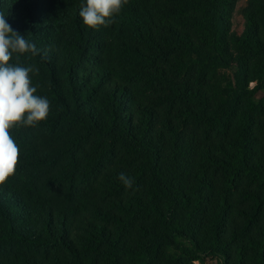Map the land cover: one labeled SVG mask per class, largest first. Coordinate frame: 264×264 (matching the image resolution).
<instances>
[{
    "label": "trees",
    "instance_id": "16d2710c",
    "mask_svg": "<svg viewBox=\"0 0 264 264\" xmlns=\"http://www.w3.org/2000/svg\"><path fill=\"white\" fill-rule=\"evenodd\" d=\"M84 2L0 0L7 23L40 50L18 55L38 69L43 90L35 94L50 101L47 118L36 124L52 138L46 162L57 167L69 157L78 171L57 177L59 185L72 183L65 204L33 189L30 174L24 185L0 186V242L61 252L53 254L59 264H90L82 247L102 244L127 264H194L207 257L264 264V150L257 148L258 120L243 109L264 91V0H254L241 35L231 33L236 0H128L112 24L98 29L79 16ZM170 63L192 72L209 92L172 82L164 70ZM222 71L232 75L221 77ZM136 82L167 85L165 101L182 105L185 120L205 137L180 142L173 126L161 128L155 108L131 88ZM210 133L217 142L206 139ZM117 152L133 157L135 183L112 206L108 199L128 189L119 168L108 171L104 187H92ZM244 180L254 186L240 187ZM84 212L90 218L81 246L71 227ZM108 225L135 233L134 240L112 242Z\"/></svg>",
    "mask_w": 264,
    "mask_h": 264
},
{
    "label": "rangeland",
    "instance_id": "374dc122",
    "mask_svg": "<svg viewBox=\"0 0 264 264\" xmlns=\"http://www.w3.org/2000/svg\"><path fill=\"white\" fill-rule=\"evenodd\" d=\"M253 2L254 0H236L235 8L231 12L230 17L231 33L241 35L244 32L246 14L254 6ZM10 63H16L24 67L31 66L18 54L13 55ZM164 70L172 82L176 81L180 85H192L193 87H199L202 91L209 92L208 85H201L199 82L197 83V80L192 72L179 69V66L175 63H170L168 66H164ZM220 74L221 77H227L232 75V72L222 71ZM30 76L33 86H36L37 92L40 93L43 88L39 81L38 74L32 73ZM130 86L135 91L137 90L138 94L141 93L140 97L145 103H149L155 108L158 116V124L160 127L163 125L161 128H165V126H173L176 133L175 139L182 142L184 137H189V139L192 140V142L189 143L193 144L195 141L205 137V133L202 129L196 127L191 120H185L186 117L183 113L184 109L182 105H173L168 101H165L168 96V89H166L168 88L167 85H156L150 88V86L145 82H136L130 84ZM249 87L250 89H253L255 87V83H250ZM243 109L252 114L255 119L258 120L256 121L257 124L255 127V137L258 142L257 148L264 150V91L258 92L252 102H245ZM9 133L19 147L20 155L16 171L8 178L7 181L16 183L17 185H24L28 180V174H30V180L28 181L29 185L33 189L38 192H42L44 195L56 198V202L60 201L62 204H65L63 201L70 196L71 191L73 190L71 188L72 183L59 185L57 177L62 172H68L69 174L72 172H78L71 166V164H73V160L69 157L64 158V160L61 161L57 167H52L48 162H46V156L51 151L53 142L48 132L43 130L41 127L36 126L33 128H27L20 132ZM206 139L211 142H217L216 136L211 133L206 135ZM93 147L94 143L84 146L87 153L91 152L90 148L93 149ZM83 155V151H81L75 157L82 159L81 157ZM180 158L182 160L183 156L181 155ZM193 159V153L185 155L184 160L188 164V168L190 167V163H193ZM134 163L135 161L133 157L122 154V152H117L115 160L111 163H107L102 172L97 175V179L93 182L92 188L99 189L104 187L107 184L106 180H109V177L106 175H109L108 171L113 167L119 168L120 173L123 172L133 177L135 169ZM75 184L80 186L77 179ZM253 184H250L248 180H244L240 184V187L250 185L249 187L252 188L254 186ZM130 190L131 189L129 188L125 189L122 195L111 197L107 202H111L112 206H116V204L122 200L123 196L129 194ZM88 193L90 194V190H88ZM233 199L235 205L234 208H238V197L234 195ZM101 202L104 201L102 200ZM65 207L69 208V205L66 203ZM76 217L77 221L73 222L71 227L73 230L72 236L81 246H83L85 243L84 222L90 217L85 212L76 214ZM115 227H117V225ZM106 228L108 237L113 240L112 242H115L116 240L122 241V237L125 238V236L127 240H134L135 233L131 234V236L130 234H123L121 231H116L112 225H108ZM228 228L227 238L233 240V231L230 230V224L228 225ZM4 230V227L0 226V232H3ZM16 245L17 244L13 242H0V264H33L34 262H38L40 264H59L53 255L54 253H57L55 251H53L52 254H47L42 250L40 251L33 248L28 249L25 247L19 248ZM82 249L84 250L90 264H127L126 262H119L118 260H115L112 250L104 244L101 246L87 245L85 248L82 247ZM19 252H22L23 254L20 255ZM57 254L62 256L61 252ZM194 264H221V262L216 258L207 257L205 258L204 263L195 262Z\"/></svg>",
    "mask_w": 264,
    "mask_h": 264
},
{
    "label": "clouds",
    "instance_id": "9594fccd",
    "mask_svg": "<svg viewBox=\"0 0 264 264\" xmlns=\"http://www.w3.org/2000/svg\"><path fill=\"white\" fill-rule=\"evenodd\" d=\"M128 0H85L80 6L79 16L85 26L98 29L114 22ZM31 53L40 50L25 36L14 31L0 12V186L4 185L16 171L20 149L10 135L14 126H36L47 118L50 101L36 95L30 74H38L32 66L24 67L10 63L14 54ZM47 55V53H45ZM118 179L126 188H132L134 178L121 172Z\"/></svg>",
    "mask_w": 264,
    "mask_h": 264
}]
</instances>
